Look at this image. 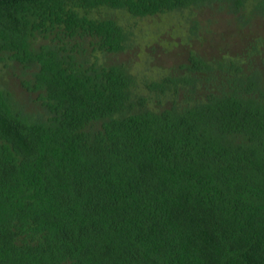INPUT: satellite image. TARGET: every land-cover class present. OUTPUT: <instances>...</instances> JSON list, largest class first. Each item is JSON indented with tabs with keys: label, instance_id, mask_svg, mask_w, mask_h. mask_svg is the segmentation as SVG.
<instances>
[{
	"label": "trees",
	"instance_id": "1",
	"mask_svg": "<svg viewBox=\"0 0 264 264\" xmlns=\"http://www.w3.org/2000/svg\"><path fill=\"white\" fill-rule=\"evenodd\" d=\"M214 2L242 27L264 17V0H0L22 87L0 84V264H264V38L189 50L145 82L154 106L96 55L132 44L104 8L170 14L190 40Z\"/></svg>",
	"mask_w": 264,
	"mask_h": 264
},
{
	"label": "rangeland",
	"instance_id": "2",
	"mask_svg": "<svg viewBox=\"0 0 264 264\" xmlns=\"http://www.w3.org/2000/svg\"><path fill=\"white\" fill-rule=\"evenodd\" d=\"M218 5V2H214L193 10L195 16L190 20L197 19L201 28L198 32L200 37L194 36L190 40L189 23L170 14L136 17L123 10L104 8L98 15L117 17L130 33L132 44L119 53L104 55L97 51L96 55L103 63L127 64L139 80L136 90L147 94L150 105L154 106L164 97L147 88L145 82L178 71L179 65L187 60L189 50L195 49L207 58H212L228 51L232 54L242 53L244 46L253 41L255 36L264 38V17H256L258 20L253 25L242 27L231 11L224 8L219 10ZM0 84L12 85L19 91L22 88L18 75H14L3 64H0Z\"/></svg>",
	"mask_w": 264,
	"mask_h": 264
}]
</instances>
